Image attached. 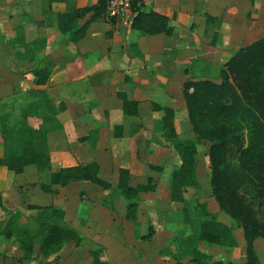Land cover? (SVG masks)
<instances>
[{"label": "crops", "instance_id": "obj_1", "mask_svg": "<svg viewBox=\"0 0 264 264\" xmlns=\"http://www.w3.org/2000/svg\"><path fill=\"white\" fill-rule=\"evenodd\" d=\"M97 3L0 0V155L3 133L27 113L29 126L47 132L52 172L96 162L99 177L113 188L105 191L81 181L47 193L41 183L47 182L48 172L37 182L19 184L21 175L0 166V226L4 228L13 215L10 210H16L22 214L15 227L24 230L32 218L28 205L52 206L65 212V223L82 238L79 247L63 245L62 263L90 264L88 253L94 247L108 264H162L161 247L154 243L155 236L147 238L141 215L135 222L127 220V201L114 194L119 171L128 169L133 185L155 179L156 191L144 193L141 204H148L147 194L162 188L171 201L169 183H158L170 172L165 165L151 168L167 156V149L158 144L163 140V113L152 105L178 112L187 79H215L240 50L263 40L264 0L143 1L144 11L169 18L171 35L149 36L134 31L133 20L107 21L102 16L76 38V28L92 13L63 31L66 21L61 16ZM38 72L47 75L45 85L36 84ZM119 94L139 103L138 116L125 115ZM25 101H31L26 109ZM60 105L63 111L57 109ZM42 111L43 118L36 119L34 114ZM0 253L13 260L23 255L14 237L0 236ZM35 259L23 263L43 260Z\"/></svg>", "mask_w": 264, "mask_h": 264}, {"label": "trees", "instance_id": "obj_2", "mask_svg": "<svg viewBox=\"0 0 264 264\" xmlns=\"http://www.w3.org/2000/svg\"><path fill=\"white\" fill-rule=\"evenodd\" d=\"M107 0H98L96 6L75 10L73 13L61 16L64 23L63 31H70L71 23L92 16L83 26L77 27L74 32L76 38L81 39L91 23L97 21L106 12ZM142 0H135L133 11L135 17L132 22L134 31L149 36L171 35L172 28L167 16L154 11L143 10ZM264 39L249 47L240 50L234 58L226 63L222 71L223 82L218 85L211 81H190L184 84V98L189 118L196 134L200 133L205 123H230L234 120H246L251 124L250 145L243 150L240 161L246 172L241 176L230 174L226 168L228 162L227 144L224 142L212 145L210 159L212 164V186L214 195L222 211L231 215L233 219L243 225L249 239L264 236V224L256 218L253 208L247 203L245 194L241 191L254 192L257 199L264 201ZM47 75L37 73V85H45ZM118 97L123 102L125 115L138 116L139 103L128 100L125 94ZM153 110L162 112L160 129L167 141H174V146L180 156L181 164L172 172L169 187L170 199L173 203H184L183 192L186 188L195 185L197 173V145L195 142H183L176 139L173 122L174 111L171 108H162L153 104ZM64 110V105L57 108ZM27 113L25 121L3 133L4 153L0 155V166L16 175H21L29 166H36L40 172H48L47 182L41 183L44 192L54 193L55 186L66 187L72 183L86 181L97 185L105 191L113 188L110 183L99 177L100 167L93 162L84 166L63 168L52 172L51 159L48 153L47 132L28 125ZM152 168V167H151ZM160 170L159 168H153ZM132 176L128 169H120L115 195H122L127 201V215L129 221H137L141 193L156 191V182L148 178L145 183L134 186ZM247 185V186H246ZM1 200V196H0ZM1 207V203H0ZM33 212L32 221L36 225L33 232L28 227L18 230L15 223L18 217L9 220L4 228L0 226V236L7 239L15 238L17 245L23 252L19 259L10 264H24V260L32 259L36 247L45 258L56 255L66 243H73L79 247L82 243L80 235L65 223V212L54 207L29 205L27 208ZM193 214L186 213V219L192 217L197 231L194 242L213 245L232 241L233 229L220 221L219 216L212 214L207 206L198 205ZM93 258L92 264H108L102 259V252L93 250L89 252ZM248 264H256L252 251H249ZM191 258L190 264H229L215 262L197 248L183 250L180 257ZM0 264H3L0 262Z\"/></svg>", "mask_w": 264, "mask_h": 264}, {"label": "rangeland", "instance_id": "obj_3", "mask_svg": "<svg viewBox=\"0 0 264 264\" xmlns=\"http://www.w3.org/2000/svg\"><path fill=\"white\" fill-rule=\"evenodd\" d=\"M225 65L226 64H224L220 71L215 73L216 78H213V80L209 78H202L198 80L195 78H190L187 79L186 82L211 81L220 85L223 82L222 71L225 69ZM193 68L194 66H189V70H193ZM30 102H24L25 109L29 106ZM173 111V122L176 131V139L174 140L195 142L197 145L196 183L195 185L184 190V203H173L171 201L167 202L166 192L163 190V188L154 195L147 194L145 198L147 199L148 204L145 203V200L143 204L140 203L137 214L138 216L141 215L142 222L140 223L141 225H144L145 232L148 235L147 238H152L153 236L156 237L154 243L158 247H161L160 255L162 257V264H190L192 260L191 258L175 259V257H180L183 250L186 251L187 248L192 247L199 249L203 254L209 256V258L215 262L222 261L229 264H248V256H250L249 251H252L256 264H264V236H257L252 240L249 239V236L247 235L243 225L233 219L231 215L221 210L214 195L212 186L213 172L210 159L211 146L220 144L222 142L227 144L225 148L227 149L229 159L226 164V168L229 170L230 174L241 176L243 172H246V170L245 167L241 166L240 157L243 153V150H246L249 146H251V124L246 120H234L230 123H205L201 127L200 133L196 134L189 118L185 98L184 104L178 108V112L175 110ZM43 114L44 113L42 111L41 113L38 112L37 114H34V116H36L35 118L37 119V117H42ZM23 121H25V115L20 122ZM159 132L162 134L163 140L158 144L167 149L164 151V154H167V156H162L160 159L156 160L157 167L153 166L152 168H161V166L165 165L164 168L168 170V173L170 172V174L164 173L159 177L160 179L158 180V183L161 181L163 186L165 185V182H170L172 172L175 168L180 166L181 161L179 153L175 149L174 141H167L161 129ZM43 173L40 172L36 166H29L18 178V182L19 184L37 182ZM139 184H141L139 180L134 182V186ZM246 190L247 189L244 188L241 191V194H245L247 203L253 208L256 213V218L263 225L264 201L257 199L254 192L249 193L246 192ZM143 194L144 193L140 194L141 202L143 200ZM152 203V208H149ZM204 204L212 214L219 216L221 222L233 229L234 237L232 241H227L219 245H213L204 242H194L197 227L193 222L192 217H189L188 220L186 219V213L193 214L191 216H194L196 206ZM150 209L152 211L151 213L149 212ZM10 211L13 214L11 215L10 220L19 217V214L21 213H16V210ZM28 213L29 215L33 216V212L28 211ZM27 224L25 226H27L33 232L36 230V225H34L30 217H28ZM93 250L101 251L100 249L92 247L89 252ZM37 253H39V250L36 247L32 259L36 258L35 261L37 262V259L42 257L43 260L39 264H64L62 263L63 260L61 261V256L59 255L60 252H58L56 255L50 256L49 258H45L42 255H37ZM83 258L85 257L80 256L79 260ZM89 258L91 259L90 264H92L93 258L88 253V259ZM11 260L13 259L7 258L5 255L0 253V261L3 264H5L6 261L9 262L8 264H10L12 262ZM30 260L28 261L30 262Z\"/></svg>", "mask_w": 264, "mask_h": 264}, {"label": "built area", "instance_id": "obj_4", "mask_svg": "<svg viewBox=\"0 0 264 264\" xmlns=\"http://www.w3.org/2000/svg\"><path fill=\"white\" fill-rule=\"evenodd\" d=\"M134 1L135 0H107L106 12L103 17L107 21H132L135 17L133 11Z\"/></svg>", "mask_w": 264, "mask_h": 264}]
</instances>
